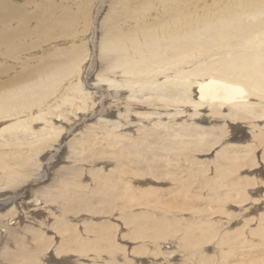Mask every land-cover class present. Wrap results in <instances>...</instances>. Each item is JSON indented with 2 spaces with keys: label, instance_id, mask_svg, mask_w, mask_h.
<instances>
[{
  "label": "rangeland",
  "instance_id": "374dc122",
  "mask_svg": "<svg viewBox=\"0 0 264 264\" xmlns=\"http://www.w3.org/2000/svg\"><path fill=\"white\" fill-rule=\"evenodd\" d=\"M15 1L20 6L21 5L25 6L24 7L25 9L26 8H27V10L29 9V12L31 11V15H32L33 10L35 11L34 13L38 14V9H34V7H33L34 4L40 5L39 2H43L44 0H20V3L18 2V0H15ZM23 1H25V2H23ZM63 1H65V4H68L71 7V9L73 8L72 9L73 14H71L69 16H71L72 18L73 17L75 18V30L77 29L75 31V36H77V37H74V39H72L71 37H66V35L64 34L63 29L60 28V27H63V25H66V21H65V22H63L64 24H61V26L58 27L59 29L57 28V32L60 33V34L58 35V33H57L55 36L58 35V37L54 38V40H52V41H49L50 43L49 42L41 43V45L38 46V47L24 50V51H22V52H20L18 54V56L15 58V60L13 59L12 61L11 60H8V59L4 58L2 55H0V60H1V62H0L1 64L0 65H3V68L0 69V87H2L4 84H7V83H13V84H15L17 82V78L19 79L20 76H22V75H24L23 76L24 80H26V78H27V80H30V79L35 78V76H32L31 74H33V73L35 74L36 73L35 72V69L41 65V63H40L41 61L39 60L40 59L39 57H41V55L45 51L44 50L45 48H48V49L51 50V49L55 48L54 47V44L57 43L58 46H59V48L62 51H65V49H68V48H71L72 47L70 44L74 45L76 43L75 44V46H76V45H82V44H86L87 43V45H85L86 52L84 53V55L86 57H85V60H83V62L81 63V69H80V70L83 69L84 72H82V71L79 70V71H76L75 72L77 74H73V75L71 74L72 76L69 75L68 77H66L65 79H66L67 82L64 80L65 82L64 81L62 82V84L63 83L64 84L63 85L61 84L59 86L60 87L59 89H60L61 92L58 91L59 89L56 90V92L53 93L55 95H53V94L50 95V96L48 95L49 96L48 97L49 100L46 99V98H44V100L42 102L38 103L37 105H35L32 108V112H34V113H38L40 109L44 110L48 114V115H46L48 117V119H51V121H52L51 124L55 123L54 125H56V126H60L61 125L63 127L62 128L60 126L62 128V131L60 132L61 134H60L59 138L54 136L53 137V141L51 140V143H46L48 146L47 145H44V144H40V145L34 147V149H32L29 152V149L32 147L31 146V138L29 139V137H31V134L33 132H22V134H21L20 130H19L20 133L19 132L18 133H15V130L14 129H13L14 131H12L10 129H9L10 131L9 130H5V128H8V126H10V124L12 125V123L16 122L18 120L17 118H20L21 119V116H9L7 118L6 117L5 118L3 117V119H2V117H0V119H1L0 120V128H1L0 129V155H1L0 156V174H1L0 175V201H1L0 202V264L2 262H3L2 264H8L7 263L8 262L7 257L6 258L3 257L4 259H2V256L4 255V254H2V252H4L5 250H10L11 249V251H13L16 254V252L17 253L19 252V251H17L18 249H20V248L22 249V247H28L27 250H31V252H33L32 249L33 250H38L39 249L38 248V245L39 244H41L39 246H42L43 245V247H45V250L43 249L45 251L43 253V257H45V258H43V259H44V261L46 263L48 262V264H55L54 261L52 260V258L58 259V260H62V262H63L62 264H116V263L117 264L118 263L119 264H123V263L124 264H128V263L129 264H205V263H203V261H200V258H201V256H199L200 255V252L197 253L198 252L197 251L194 254L192 253L194 251L193 248H195V247H197V249L199 251L200 250H203V251L205 250L203 254H206V253L209 254V256L211 258V260L208 261L209 264H217V263H219V264H231V263L232 264H238V263H241L242 261H248V262H251V263L254 262V263H260V264H262L264 262V245H263L264 244L263 243V241H264V230H263L264 229L263 228L264 227V219H263L264 218V216H263L264 215V212H263L264 211V171H263L264 170V148H263L264 147L263 146L264 143L263 142L264 141L262 140V139H264V127L260 128L261 126H263V125H260V124H264L263 123V120L262 119H259V121L258 120L257 121L254 120L253 124L251 123V125H250V123H248L247 120H241V121L240 120H235V121L233 120V121H231L233 118H230V117H225L224 118L223 116L219 115V113L210 112V109L208 110V108L205 105H200L199 104L200 105L199 106L198 103H196L198 101L196 99H198V98H197V96H194V94L192 95V98L195 97V99H193V100H195V102H190V103L187 102L188 106H187L186 103L180 105L181 106L180 107V110L181 109L183 110V112H180V114L182 113L181 116L179 114V111H178V113L175 112V110L173 108L174 105H170V108L168 107L166 109V108H164L163 106H161V105H159L157 103H156L157 104L156 107L155 106L153 107V112H155L156 114L151 111L152 108H150V106H148V107L145 106V107H142V108L140 107L138 109H134V108L133 109H130L132 112L133 111H139V112H142L143 111V112H146V114L147 113L149 114V116L147 115L148 117L146 115H141L138 118L139 120L136 119L137 121H140V122H135V123H134V120H132V119H125L124 117L121 116L122 114L123 115L126 114V110H128L131 107V106L128 107L126 103H124V104H121L120 103V106H117L116 109L113 108V107L110 108V109H112L114 111V113H107V114H105V113H103V114L102 113H100V114L97 113L96 114L95 113L96 110L99 109V106H101V104H103V102H105V101L107 102L105 104V106H107V107H110V102L111 101H114L115 102V99L105 100L104 99L105 96L104 97L101 96V95H103L102 86L105 87V88H107V89H110L109 93H112V90H113V93L123 92V96L125 98H127L128 100L132 101V103H134L136 100H138V97L145 96L144 98L145 99H148L149 98L148 96L151 97L152 94L157 93L158 91H160L159 88L163 89L165 87V85H166L165 82L166 81L168 82V80L170 79L168 77H171L170 80L174 79L175 73L173 72V70H167V72H168L167 73L166 72V69H163L162 70L163 73L161 71L157 76L152 77L153 79H150L151 81H154V83H152L153 85H151V81L148 82V83H144V84H141V83L140 84L139 83H132L131 86L129 85V87L128 86L127 87L126 86H121V88H122L121 89L120 87L118 88V87H115V86H112L111 88H108L109 87V84L103 83L106 86L101 84V87L98 88L97 87V85L99 83V82H97L98 81V76H97L98 73L99 72H101L102 74L107 73V69H106L107 65L103 61L102 55L100 54V44H99V42H101L100 39H102L103 36H104V34H105L106 27H104V26H106V18L108 16V13L111 12V10L115 6V3L117 4V1L114 2L115 0L114 1L113 0H90L89 2H86V3H84V5H82V7H84L83 8V11L86 9L83 13L79 10V8H81L80 7L81 2L79 0H71V1H68V0L67 1L66 0H58V4H60ZM208 1L209 2H212V0H208ZM23 3H26V4L24 5ZM48 5H50V4H48ZM97 8H98V10L101 9L99 11L98 15L96 14ZM25 9H24V11H26ZM74 10L76 11L75 12L76 15L74 13ZM26 12L28 14V11H26ZM78 12H80V13L78 14ZM89 13L92 14V15H90ZM36 14L35 15L33 14V16H37ZM34 18L35 19L32 18L33 20L31 21V23H32L31 24V27L33 26L32 28H35L36 26H34V25H37L36 23L39 24V20H40L39 17H34ZM82 21L85 22V23H82ZM35 29H39L38 28V25H37V27ZM79 31H80V33H79ZM86 34H88V35H86ZM59 38H61V39H59ZM69 38L72 39V42H71V40ZM95 39H96L97 42L95 41ZM83 40H85V41H83ZM91 40H93V41H91ZM98 40H100V41L98 42ZM79 41L81 43L82 42L83 43L82 44L81 43L78 44ZM73 42H75V43H73ZM91 44H93V46ZM89 46L91 48H89ZM57 52H60V51H57ZM91 52H92V54H91ZM64 53H66V51L63 52V54ZM39 54H41V55H39ZM62 56L63 55L61 53L60 54V57H62ZM89 59H91V60L89 61ZM100 59L103 61L104 64L101 62ZM30 60H32V61H30ZM34 60H36V62L39 63V64L35 63ZM92 60H95V63L92 66L88 67L87 65ZM96 60H98V62H96ZM84 61L85 62H88V63H85ZM24 62H26V63H24ZM32 62H34V64L35 65L37 64V65L34 66V64H32ZM100 62L102 63V65L104 67L100 64ZM22 63H24V64H22ZM84 63H85V65H84ZM26 64H27V66H26ZM31 64H32V66H30ZM27 67H28V69H27ZM29 67H32V68L30 69ZM95 70H97L98 72L95 71ZM26 71H27V73H25ZM110 71L112 72L113 70H110ZM111 72H109V74L113 75ZM24 73L27 74V75H25ZM84 73H86V75ZM89 73H91V74L89 76H87ZM165 73L167 74V76H166ZM172 73H174V75ZM162 74H163V76H162ZM168 74L169 75L170 74L173 75V77L171 75L169 76ZM94 75H96V76L94 77ZM117 76H119V75L117 74ZM161 76L164 77V78H161ZM80 77L82 78V81H81V78ZM89 77H90V79H89ZM120 78L118 77V79H120ZM155 78H156V80H154ZM157 78H159L160 80L157 79ZM192 78H194V77H192ZM87 79H89V81H87ZM111 79H113V78H111ZM122 79L124 81H126V79L124 77H122ZM122 79H120V80L123 81ZM72 81H73V83H72ZM156 81H158V82L156 83ZM69 83H71V84H74V83L76 84L77 83L78 86H80L82 84L81 86L84 89L86 88L85 89L86 92L87 91L89 92L91 90L90 91L91 92V95L88 96V99H90V101L87 100L88 101V106H87L86 109H81L82 110L81 112H79L80 110L76 108L75 104H73L71 101H69L70 99L72 100L71 97L73 95V91H71L70 87H68V85H67ZM156 84H159V85L157 86ZM142 85H144V86L141 87ZM154 85L157 86L155 89H154V87H155ZM167 85H169V84H167ZM167 85H166V87H167ZM67 87L70 89V91H69V89ZM181 87H183V86H181ZM191 87L189 86V89L191 88L190 94H191V92L192 93L195 92V86L192 85ZM143 89L146 90V93H143V92H145V90H143ZM148 89H149V91H148ZM153 89L156 92H154ZM132 90H133L132 97H129V95L132 93ZM142 90H143V92H142ZM135 91H137V93H136L138 95L137 97H134L135 96L134 95V92ZM147 92H150V94H148ZM56 93H59V94H56ZM66 94H67V96H66ZM70 94H72V95H70ZM92 94H93L94 97H92ZM69 95H70V97H68ZM106 96L108 97V94H106ZM101 97L104 99L103 102H101ZM65 98H67L68 100L67 101H64ZM92 98H93V101H96V103L98 101L97 105L91 100ZM110 98H112V97L110 96ZM145 99H143V100H145ZM80 100H81L80 98H76L74 103L80 102ZM168 100L169 99L164 98L163 100H158V101H161L159 103L160 104H163L164 101H168ZM51 101H52L53 104H57V106H58L57 108L60 109L61 111L58 110L55 107L56 105H52ZM253 101H255V100H253ZM64 102H65V104L63 105ZM58 104H60V106ZM71 105H73V106H71ZM91 105H92V107H91ZM182 105H183V107H182ZM184 105H185V107H184ZM74 106H75V109H77V110H74V108H73ZM189 106H191V107H189ZM53 108H55L54 110H56V112L53 110ZM145 108H147V109H145ZM190 108H191V111L192 110L195 111L197 109L194 112V113H196V112L197 113L194 114L193 111H192V113H193L192 116H191V114L190 115L187 114V113H189ZM88 109H90V110H88ZM186 109H187V111H186ZM198 109H200V110H198ZM202 109H204V110H202ZM49 111H51V112L48 113ZM85 111H87V112H85ZM88 111H90V113ZM118 111H119L120 114L118 113ZM165 111H167L169 113V114L167 113L168 116L165 114L166 113ZM191 111H190V113H191ZM198 111H200V113ZM59 112H60V114H59ZM150 112L153 113L152 114L153 117H155V116L156 117L153 118V119H151L152 116H150L151 115ZM222 112L225 113V114L226 113L228 114L229 111L225 109V112H224V110H222ZM51 113L52 114L54 113L55 116H53L54 114L52 115ZM76 113H77V115H76ZM93 113H95V115ZM159 113H161V114H159ZM86 114H87V116H84ZM117 114H118L119 118H118ZM105 115H106V119L107 120L104 117ZM185 115H186V117H185ZM188 115H189V118H188ZM56 116H57V118H56ZM158 116H161V117L159 118ZM172 116H173V118H172ZM190 116L191 117L195 116V117L194 118H190ZM120 117H122V119ZM142 117H143L144 121H143ZM146 117H147V121H146ZM149 117H150V119H149ZM212 117H213V121L209 119V118H212ZM22 118H24V117L22 116ZM109 118H111L113 121L110 120ZM115 118H117V119H115ZM132 118H134V117L132 116ZM181 118H183V119H181ZM198 118H199L200 121L198 120ZM100 119H101V121H99ZM154 119H155V121H154ZM158 119L159 120L161 119L160 121H164V122L163 123L162 122H159ZM228 119L230 120V122H228ZM35 120L31 123V126H32V129H34L36 132H40L39 130H41L42 128L47 127L46 125H48L44 119H35ZM85 120H87V122ZM120 120H121L122 123L120 122ZM149 120H150V122H149ZM156 120H158V121H156ZM224 120H225V122H224ZM44 121H45L46 124L44 123ZM103 121L105 122V125H107L108 127H105ZM116 121H117V123H116ZM153 121H154V123L152 124ZM165 121H166V123H165ZM113 122L118 126L117 128L116 127L114 128L113 126H110V125L113 124ZM157 122L162 123L163 125H159V123H157ZM255 122L258 123L257 124L258 127H255L254 126L255 125L254 124ZM81 123H83V124H81ZM136 123L137 124L139 123L140 126H139V124L137 125ZM164 123L166 124V126L168 128L166 126L163 127L165 125ZM171 123H173V124H171ZM184 123H185V125L186 124L187 125L186 126L183 125ZM224 123H225V127L222 128L224 126ZM218 124H219V126H218ZM248 124L250 125V127L248 126ZM72 125H75V127H73V129H72L73 131L70 134H68L67 133V128L70 129V126H72ZM191 125L192 126L194 125L193 128H192ZM200 125H201V128H199ZM99 126L102 127V128H98ZM103 126H104V128H103ZM126 126H127L128 130H127ZM146 126H147V128H145ZM150 126H154V127L151 128ZM177 126H179L180 128L177 127ZM215 126L216 127H219L217 129H220L221 128L219 130V132L223 136H221L219 134V132H216L218 130L216 129ZM252 126L255 127V129H253ZM112 127L114 128V130H113ZM122 127H125L126 128L125 129L126 131ZM136 127H139V128H136ZM141 127H143L144 129H142ZM159 127L161 129H159ZM209 127H210V129H209ZM2 128H3V130H2ZM85 128H86V131H85ZM105 128H107V130L108 129L109 130L112 129L113 132L114 133L116 132L118 136L116 134H114L113 135L114 137L112 138V136L110 135V138H111L110 139L109 136H107V133L104 132V131H106ZM129 128L133 131L132 132V133H134L133 135H129V134H132L131 133V130H129ZM148 128L151 129L150 132H149V129ZM154 128H156L158 131L156 129H154ZM194 128H195L196 131L199 130V131L202 132V134H204L202 136V141L199 142L198 146L197 145H195V147L191 146L192 148L191 147H188L189 149L190 148L193 149V151L191 149H190L191 151H189L188 148H186L185 151L187 150L186 152L189 155L185 154V151L184 150H180V151H178V149H176V151L173 150L172 149V147H173L172 144H173V141L175 139V136L174 137L171 136V134L174 133L173 131H175V133L178 132V131H180L179 133H182V135L183 134L186 135L187 133H190V132L193 133V131H195ZM251 128L254 131L255 130L258 131L260 129H263V130L258 131V133L259 132H261V133L255 135V137H256L255 138L254 137V133L256 134L257 131L254 132ZM77 129H78V131H77ZM94 129H95L96 132L94 131ZM162 129L164 130V132L162 131ZM176 129H178V130L176 131ZM211 129H213V130H211ZM215 129H216V131H215ZM79 130H80V132H79ZM136 130H137V132H136ZM167 130H168V132H167ZM207 130H210V131H207ZM1 131L4 132V133H2ZM11 131H12V134H10ZM122 131H125L127 133V135H126L125 132H122ZM128 131H129V134H128ZM143 131L145 132V134H143L144 133ZM152 131L153 132L155 131L154 133H156V135H153L154 133H152ZM159 131H160V134L158 133ZM165 131L167 132L168 136H166L167 134H166ZM171 131H172V133H171ZM184 131H186V132L184 133ZM221 131H222V133H221ZM121 132H122V134H125L123 138H122L123 135L121 136ZM211 132H212V134H211ZM247 132L248 133L250 132V133L248 134ZM14 133L17 134L15 136H18V138L20 136V139H18L19 141H16V139L13 137L14 136ZM102 133H103V136H102ZM149 133L151 135H153L152 136L153 137V140H152V138L149 139L150 136H151ZM163 133H164L165 137H163L164 136ZM191 133L188 136H191ZM206 133L208 135L209 134L210 135L207 136ZM214 133L216 134V136L218 134L219 136H217V137H220V138H217L214 135ZM91 134H93V135H91ZM97 134H98V136H97ZM105 134H106V138H105ZM147 134H149V135H147ZM22 135H23V138H22ZM88 135L89 136L91 135L90 138L89 137L87 138ZM115 135H116V137H115ZM143 135H145V136H143ZM92 136H93V138H92ZM146 136H147V138H146ZM188 136L186 135V138H188ZM210 136L213 139H211ZM8 137H9V140H8ZM12 137L14 139V142H13V139H11ZM25 137H27V138H25ZM107 137L109 139H107ZM142 137H144V138L142 139ZM157 137L158 138L160 137V138L157 139ZM192 137L191 138L189 137V138L190 139H194V135L193 134H192ZM251 137L252 138L254 137L253 140H252ZM55 138H57L58 140L55 139ZM114 138L115 139L118 138V139L114 141ZM140 138H141V140H139ZM172 138H174V139L172 140ZM208 138H210L211 141ZM24 139H25V141H24ZM168 139H169V141H168ZM206 139H207V142H205ZM215 139L216 140L218 139L217 140L218 142L215 141ZM143 140H145L146 142H144ZM251 140H252L253 143L251 142ZM83 141H85L84 142L85 144L83 145V149L78 150L79 149L78 147L80 146L79 145V142H83ZM101 141H103V143ZM105 141L107 143L110 142L111 144L110 143L107 144V143H105ZM137 141L140 144L142 142V145H139V143ZM24 142H25V144H24ZM74 142H78V143H74ZM136 142L138 144H136ZM152 142L155 143L154 145L155 146L157 145V147L153 146L152 145L153 144ZM165 142H166V144H165ZM250 142H251V144H249ZM256 142H259L258 143L259 145H257ZM5 143H6V145H5ZM86 143H88V145ZM169 143H171V146H172L171 149H169V148H167L168 150L167 149H164V148H166V145L167 144H168L167 147L169 146ZM206 143H208L206 145L207 148H203V147H205V144ZM211 143H212V145H211ZM254 143H256V145ZM17 144H18V146H17ZM52 144H53V146H52ZM120 144H122V145L125 144L126 147L124 145L123 146H120ZM147 144L149 146H151L152 148L149 147ZM158 144H160V145H158ZM110 145H111V147H110ZM116 145H118V146H116ZM136 145L137 146L139 145V146L137 147ZM234 145H238V146H240V148L238 146H237L238 147L237 148ZM21 146L24 148V150H28V154H30V155H28L26 153L25 162L23 160L22 163H21V159H22L23 155H21V153H16V150H15L18 147L22 148ZM119 146H120V148H119ZM211 146H213V147H211ZM75 147H76V149H73ZM135 147H136V149H135ZM139 147H141V148H139ZM158 147H160V148H158ZM210 147H211V149H210ZM127 148H129V149H127ZM146 149H147V151H146ZM160 149H164V150L162 151ZM223 149H225V151H223ZM235 149L236 150L239 149L240 151L239 150L236 151ZM33 150H34V152H33ZM165 150L167 151V153L169 152L168 153L169 155H167V153L164 152ZM194 150H196V151H194ZM241 150L245 154H243ZM252 150L255 152V154H254V152H252ZM116 151H118V153ZM135 151H136V153H141V154H136L138 156H135V153H134ZM149 151H150V153H149ZM37 152H39V153H37ZM132 152L134 154V157L130 156V154L132 155ZM160 152L162 154H164V155L162 156ZM175 152L176 153L177 152L179 153V154L177 153L180 156L179 158H177L178 155H175L176 154ZM182 152H184V153H182ZM219 153H221V154H219ZM127 154L129 156H127ZM165 154H166V156H165ZM70 155H72V156H70ZM191 155H193L194 157L191 156ZM124 156H125V158H124ZM159 156L162 157V159ZM167 156H170V157H168V158H170V160L168 161V163L172 161V163H174V166H171L172 163H169V166H168V163L165 162V161L168 160ZM233 156L234 157H237V156L239 157V158L236 159L237 162L233 161ZM129 157H132L131 160H130ZM184 157H186V158H184ZM189 157H190V159H189ZM127 159H129V160H127ZM171 159H173V160H171ZM216 159H217V161H216ZM122 161L125 162V165H123L124 163ZM6 162H10L11 163V166L14 168V170L17 169L18 176H20V178L18 180H16V181H13V183L12 182H7L6 180L3 181L4 180L3 172L6 169V166H5L6 165ZM74 162H75V164H74ZM176 162H178V163H176ZM191 163H193V165ZM219 163H220V165H219ZM228 163H231V164H228ZM153 164L155 166L157 164V166L155 167ZM21 165H22V167H21ZM60 165H61V167H60ZM100 165H102V166L100 167ZM117 166H119V167H117ZM175 167H176L177 170L175 169ZM185 167H186L187 170L185 169ZM121 168H122V170L124 172L121 170ZM194 168L196 169V171L194 170ZM124 169L126 171H129V172H126ZM226 169H228L227 171H229V170L232 171V174L230 176L231 179H233L234 181L236 179L237 180L240 179L239 182L241 184L245 185L244 188H248V189H246V192H247L246 194L249 195V192L252 193V194L249 195L250 197L252 196V198H250L247 195V200L245 202H243V203H241V202L239 203V202H237V201H239V199L238 200H236V198H228L227 199V197H228L227 196L226 198L222 199V201L220 203H218L219 205L217 204V206H216V202H212V203L209 204L210 199L211 198L212 199L214 198L213 194H210V191H211V185L210 184L211 183H214L216 181L217 182H220L221 177L223 176V170L225 171ZM74 170H76V171H74ZM155 170H157V171H155ZM170 170H172V171H170ZM185 170L187 171V173L185 172ZM190 170H191V172H190ZM255 170L257 171V173L255 172ZM98 171L99 172L100 171L102 172V173L100 172L102 174L101 176H100V173ZM131 171L134 172V173H132ZM182 171H184V172H182ZM97 172H98V174H97ZM166 172H168V174ZM169 172L173 176H175V177H173L172 175H170ZM195 172H198L199 173L198 177L195 175ZM246 172L249 173V174H247ZM253 172H254V175L255 176L253 175ZM74 173H76L77 175L80 174L81 176L80 177L79 176H76V174H74ZM41 174H42V177H41ZM96 174L98 175V177L100 176L99 179H98V177H97ZM174 174H177V175H174ZM95 175H96V178L97 179L95 178ZM68 176H70V177H68ZM73 176L76 179H79L77 182H78V184L80 183V185L82 187L81 190L84 193V195H86V196L88 194L90 195L89 202H90V205H92V208L93 209L86 207L85 210H83L84 207L81 208V207L75 206L76 204H74V203H71V207H69V208H62V203H60V202L57 203V202H53V200L52 201L48 200V196L47 195L50 194L51 191L54 193L53 195L56 194V191H57L56 190V186L62 184L60 181H62L63 179L64 180L66 179L65 182L67 180L68 181H71L72 180L71 178L75 179ZM102 176H103V178L105 180L106 179L114 180V181H116V183H120L122 181V183L120 185H116V186H118V189H116V190L113 189L112 186L110 188H108V186H106L107 185L106 183H105V186H106V188L110 189V191L108 189H106L105 186H104V188L102 187V189H101L100 186H97V185H99L97 182L98 181L101 182L100 180H102L101 179ZM130 176H131V178H130ZM260 176L261 177L263 176L262 177L263 179ZM83 177H85V178H83ZM190 177H191V179L194 182L191 179H189ZM200 177H202V178H200ZM255 177H258V178H255ZM42 178H44V179H42ZM250 178H252V179H250ZM253 178L254 179H257V180L255 181ZM249 180H250V182H249ZM181 181H187L185 183H188V187L185 188L184 187V184L185 183L184 182L182 183ZM202 181H205V182H202ZM179 182H181V183H179ZM252 182H253V184H252ZM5 184H7V185H5ZM208 185H209L210 188H207ZM73 186L75 188V184ZM116 186L114 188H116ZM131 186H132V190L130 188ZM52 187H53V189H52ZM178 187H180V188L178 189ZM91 188H92V190H91ZM220 188H221L220 189L221 191H227L228 190V185H223L222 184ZM83 189L84 190H87L88 189V190L87 191H84ZM111 189H112L113 192L111 191ZM137 189H138V191H137ZM256 189H258V190H256ZM107 190H108V192H107ZM135 190H136V192H135ZM122 191L124 192V194H123ZM147 191L149 192V194L147 193ZM88 192H90V193H88ZM125 192H126V194H125ZM109 193H110V195H109ZM111 193H113L114 195L111 194ZM115 193L118 194V195H115ZM127 193H128V195H127ZM133 193H134V196H135L134 197V200L131 203H129L128 202L129 201V199H128L129 197H126V195L127 196L133 195ZM145 193H147V194H145ZM232 194H233V192L231 193V195ZM10 195L16 196V199H14V201H13L14 202V206L12 204H8L9 206L7 205V206H3L2 207L1 205L2 204L3 205L5 204L4 201H6L9 198ZM24 195H26V196H24ZM177 195H178V197H177ZM190 195H191V197H190ZM254 195H256L257 198ZM172 197H175V198H172ZM183 198H185V199H183ZM258 198H260V199H258ZM52 199H53V196H52ZM226 199L229 200V201H227ZM163 200H165V201H163ZM232 200H234L235 202L234 201L232 202ZM91 202H93V203H91ZM172 202H174L173 203L174 205H172ZM257 202H259V203H257ZM16 203H17V205H16ZM139 203H141V204H139ZM177 203H179V204H177ZM73 204H74V206H72ZM195 204H197V206ZM212 204L215 207L212 206ZM223 204H224V206H223ZM239 204H240V207L237 206ZM242 204H243V206H242ZM253 204H255V205H253ZM258 204H259V206H258ZM23 205H25V206L23 207ZM27 205H28V207H31V206L32 207L28 209V207H26ZM121 205H123V206H121ZM170 205H172L173 207H170ZM202 205H203V207H206L207 211L204 210V208L202 207ZM166 206H167V209H166ZM63 207H65V206H63ZM73 207H75V208L77 207V208H80V209H75ZM187 207H190L192 210L187 209ZM234 207H235V209H234ZM255 207H257L258 209L257 208L255 209ZM118 208H121V209H118ZM197 208L202 209L201 210L202 213L199 210H198V212L194 211V209H197ZM221 208H223V209H221ZM244 208H245V210L247 212L244 211ZM246 208H248V209H246ZM252 208H253V210H252ZM67 209H70L71 211H67ZM145 209H147V210H145ZM181 209H182V212L184 211L183 212L184 215L182 214ZM223 210H225V211L223 212ZM259 210H261L262 212H260ZM16 212L18 214H16ZM176 213H178L179 216ZM221 213H222V215H221ZM261 213L263 214L262 216H261ZM118 214H119V216H118ZM255 214H257V216ZM174 215H176V217ZM4 216L5 217L7 216V217L5 218ZM16 216H18V217H16ZM157 216H164L165 218L168 217L167 219L171 222L170 224L165 225V226H168V227L173 226L174 224L178 223L179 221H183L180 224L182 227H184V226H190V227H192L191 226V223L192 224L194 223V225L196 224L195 225V233L191 235L192 237L190 238V240H186V236L184 237V235H183L184 233H182L181 231L177 232L176 233V236H174L175 234H173V235H166L165 234L164 238H160L159 239V237H158V239H157L156 238L157 232L155 231V229L153 228V225H152L154 223H151L150 222V220L152 221V220L156 219ZM198 216H199V218H198ZM58 217H59L58 221H60L61 219L65 220L67 222V225H69L71 228L74 227L73 225H75L76 227L78 226L77 228H75L76 229V232H81L82 237L84 235L85 237H83V238H85V239L87 237H89L91 239H96V241L100 245L96 246L97 245V242H95L93 244H87L86 245V247H87L86 248L87 249L86 251H88L90 254L88 252H86V251H85L86 254H85V252L78 251L77 252V255L78 256L76 254H73L72 253V254H69V255L57 256L56 257L54 255V253L56 254V252H54L53 243H56V245H57V243H59V240L62 238V236H64V234L68 236V235H70L68 233H71L72 232V231L71 232L70 231L69 232H67V231L65 232L63 230H60V232H61L60 234H63L62 236H60V234L58 232V229L56 230V227H55L56 222H58L56 220ZM149 217H151V218H149ZM202 217L204 218L203 221L210 220L214 224L209 225V224H205V223L203 224V223H201V220H202L201 218ZM211 217H213L214 219L211 218ZM219 217H221V218H219ZM245 217H246V219H244ZM256 217H257V219H256ZM260 217H262V218H260ZM52 218H54V220ZM253 218L255 220H252ZM130 219L131 220L133 219L132 220V223H131ZM262 219H263V221H262ZM199 220H200V222H199ZM260 220L262 222H260ZM133 221H134V223H133ZM247 221H248V223H247ZM52 222L55 223V224H53ZM70 222H72V223L70 224ZM259 222L263 226H259L258 225ZM140 223L143 224V225L141 226ZM197 224L200 225V227H201V224H202V227L199 229ZM222 224H223V226H222ZM255 224L258 226L259 229L258 228H254V227H256ZM246 225L248 227L249 226L252 227V230L253 231L251 230L250 227H249L250 230H248V227ZM109 226H110V228H108ZM209 226H214L213 228L215 229V235L212 234L213 233V230H211L209 237H205L204 239H200V238L204 237L203 236V232H202V234H200V230L203 227H209ZM24 227H25V229H22ZM38 228L40 229V231H39ZM113 228H114V230H112ZM236 228H237V230H236ZM77 229H78V231H77ZM107 229H109V230H107ZM240 229H241V231H240ZM244 229H246V230H244ZM256 229L258 231H260V232H258ZM12 230H13V232H12ZM32 230H34V231H32ZM236 231H237V233H236ZM35 232H36V234H35ZM38 232H39V239L41 240V243H37L38 237L35 238V236L38 234ZM43 232H45L47 234H45ZM42 233H43V237L40 235ZM87 233H88V236H86ZM95 233L96 234L99 233L98 236L99 237L102 236V237H100V239H99V237ZM138 233H140V234L138 235ZM221 233H223V234H221ZM231 233L232 234L235 233L236 236L234 234L232 235ZM238 233H240V234H238ZM250 233H253V234L251 235ZM256 233H257V235H256ZM100 234H102V235H100ZM106 234H109V237ZM195 234H197V235H195ZM225 234L230 235V237H232V241H233L232 242L233 243L232 246H227V245H224V244L221 243L222 236L225 235ZM241 234H243V235H241ZM48 235H50V236L48 237ZM55 235H57V237ZM90 235L93 236V237H91ZM179 235H180V237H179ZM199 235L202 236V237H199ZM22 236L25 237V238H22ZM243 236H244V238H243ZM226 237H229V236H226ZM239 237H241V238H239ZM261 237L263 238V240H261L262 239ZM42 238H44V240ZM45 238H46V240L47 239H51L52 242H53L52 245L50 244L51 240H50V242L44 244L43 242L46 241ZM198 238L202 242H200L201 244L200 243L196 244L197 246L195 245V247H194L193 242H194V240L195 241H197V240L199 241ZM18 239L20 241H22L23 243H21L20 241H17ZM114 239H115V242L117 244L115 242H113ZM170 239H172V240H170ZM255 239L257 240V242L259 240L260 243L259 242L257 243L256 241H253ZM100 240H101V242H100ZM110 240L119 249V250L117 249V252L115 254L111 253L108 250V247L110 246V244H108V243H109ZM239 240H241V242ZM249 240H250V242H249ZM86 241H87V239H86ZM219 242H220V244H218ZM183 243H186V244H183ZM22 244H23V246L21 247ZM252 244H254V245H252ZM259 244H261V245H259ZM188 245H189V247H188ZM245 245L247 247H244ZM248 245H249V247H248ZM250 245H252V247ZM93 246H94V248H92ZM104 246H106V247H104ZM236 246L237 247L238 246H241V247H238L237 248ZM96 247H98V248H96ZM104 248H105V250H104ZM2 250H4V251H2ZM25 250H26V248H25ZM179 250H181V251H179ZM79 252H80V254H79ZM100 252L102 254H100ZM188 252H189V255H188ZM228 252H229V257L227 255ZM94 254H96V256ZM238 254H240L242 256L239 257ZM52 255H53V257H52ZM224 255H225V258H224ZM187 257H188V259H187ZM218 257H220V258H218ZM97 258H99V259H97ZM225 259H227V260L225 261ZM114 260H116V261H114ZM122 260H123V262H122ZM224 261H225V263H224ZM69 262H71V263H69Z\"/></svg>",
  "mask_w": 264,
  "mask_h": 264
},
{
  "label": "bare ground",
  "instance_id": "6f19581e",
  "mask_svg": "<svg viewBox=\"0 0 264 264\" xmlns=\"http://www.w3.org/2000/svg\"><path fill=\"white\" fill-rule=\"evenodd\" d=\"M67 1V0H66ZM71 1V0H68ZM81 2V5L79 8V10L83 13V8L82 5H84V3L89 2L90 0H79ZM114 1V0H113ZM117 1V4L115 3L114 8L111 10V12L108 13V16L106 18V29H105V34L103 36L101 40V42H99L100 40H98L99 44H100V54L102 55L103 61L106 63L107 67V73L102 74L101 72L98 73V85L97 87L100 88L101 84L105 85L103 83H107L109 84L108 88H111L112 86L115 87H120L121 86H131L132 83H148L153 79L152 77L157 76L163 69L167 70H173L172 73L174 75V79L170 80L171 77L168 80V82L166 81L165 84H169L165 85V87L163 89L159 88L160 91H158L157 93H154L150 96H148V99H145V96H141L138 97V100H136L134 103H132V101L128 100L127 98H125L123 96V92H118V93H109L110 89H107L105 87L102 86V91H103V95H101L102 97L105 96V100H112L115 99L114 101L110 102V107L105 106V104L107 103L106 101L103 102V98L101 97V102H103V104H101V106H99V109L96 110V114L97 113H114V111L110 108H115L117 106H120L121 104L126 103L128 107H130L128 110H126V114H122L121 116L124 117L125 119H132L135 122H140L137 121L139 120L138 118L141 115H148L149 114L146 112H139V111H131L130 109H138V108H142L145 106H150V108H152V112H153V107L157 104L163 106L164 108H170V105H174V110L176 113L179 114L180 112H183V110H180V105L181 104H187L190 102H195V97L192 98V95L194 94V96H197L198 100L196 103H198V105H205L208 110L210 109V112L213 113H219V115L225 117H230L233 118L231 121H235V120H247L248 123L253 124L254 120H258L262 119L263 123H264V0H212V2H209L208 0H115L114 2ZM18 2L20 3V0H18ZM25 2V1H23ZM46 2V3H45ZM40 5L38 4H34V9H38V14L34 13L35 11L33 10V13L31 15V11L29 12V9L27 10V8L25 9L23 5H19L17 4V2L15 0H0V55H2L4 58L8 59V60H15V58L18 56V54L24 50L27 49H31V48H35L41 45V43H46L49 41L54 40V38L58 37V35L60 33L57 32V28L61 26V24H64L63 22L66 21V25H63V27H60L63 29L64 34L66 35V37H71L72 39H74L75 36V18L69 16L71 14H73L71 7L68 4H65V1L61 2L60 4H58V0H44L43 2H39ZM50 5H48V4ZM67 3V2H66ZM69 3V2H68ZM75 3V2H74ZM24 5L26 3H23ZM27 6V5H26ZM76 7V6H75ZM108 7V6H107ZM77 8V7H76ZM89 8V7H88ZM100 8V7H99ZM24 9L26 11H28V14L26 11H24ZM31 10V9H30ZM101 9L96 10V14L98 15L99 11ZM24 11V12H23ZM26 12V13H25ZM76 11L74 10V13ZM80 12H78L79 14ZM26 14V15H25ZM33 14L37 15V16H33ZM85 14V13H84ZM90 14V13H89ZM28 15V16H27ZM76 15V13H75ZM92 15V14H90ZM89 15V16H90ZM81 16V15H80ZM106 16V15H105ZM34 17H39V24L36 23L38 25L39 29H35L37 27V25L35 28L31 27V21L33 19H35ZM86 17V16H85ZM33 18V19H32ZM105 18V17H104ZM38 19V18H37ZM36 19V20H37ZM79 19V18H78ZM92 19V18H91ZM35 21V20H34ZM81 21V20H80ZM82 23H85L82 21ZM94 24V23H93ZM92 24V25H93ZM77 25V24H76ZM86 26V25H85ZM97 27V26H96ZM92 28V27H91ZM94 28V27H93ZM103 28V27H102ZM59 29V28H58ZM96 31V30H95ZM101 31V30H100ZM84 32V31H83ZM87 32V31H86ZM58 33L57 36H55ZM63 33V32H62ZM80 33V31H79ZM82 33V32H81ZM85 33V32H84ZM83 34V33H82ZM78 35V34H77ZM88 35V34H86ZM35 36V37H34ZM55 36V37H54ZM61 36V35H60ZM34 37V38H33ZM61 39V38H59ZM70 39V38H69ZM72 39L71 42H72ZM56 40V39H55ZM58 40V39H57ZM67 40V39H66ZM65 40V41H66ZM88 40V39H87ZM63 41V40H62ZM75 41V40H74ZM85 41V40H83ZM93 41V40H91ZM96 41V39H95ZM56 42V41H55ZM59 42V41H58ZM68 42V41H67ZM97 42V41H96ZM50 43V42H49ZM66 43V42H65ZM75 43V42H73ZM81 42L79 41L78 44H80ZM83 43V42H82ZM81 43V44H82ZM90 43V42H89ZM61 44V43H60ZM76 44V43H75ZM70 44L72 47L65 49L66 53L63 54L62 51L58 44L55 43L53 49H48L45 48L43 54H39L41 55V57H39L40 59V63L41 65L39 67H35V74H31L32 76H35V78L30 79V80H24L23 76H20V78H17V82L15 84L13 83H7L4 84L2 87H0V117L7 118L9 116H21L20 118H17L18 120L14 123H12V125L10 124V126H8V128H5V130H15V133H18L19 130L22 134V132H33L31 134V137H29V139L31 138V148L29 149V152L34 149V147L40 145V144H44L47 145L46 143H51V140L53 141V137H58L60 136V132L62 131V128L60 126H56L54 125L55 123L51 124V119H48V117L46 115L47 112H45L44 110L40 109L38 113H34L32 112V108L37 105L38 103L42 102L44 100V98L48 99V97L50 95H52L53 93L56 92V90H58L60 87V85L62 84V82L65 80L66 81V77H68L69 75H73V74H77L75 73L76 71H79L81 69V63L83 62V60H85V55L84 53L86 52V48L85 45L86 44H82V45H76L75 46ZM93 46V44H91ZM90 45V46H91ZM98 45V44H97ZM89 46V48H91ZM63 49V48H62ZM34 51V50H33ZM43 51V50H42ZM60 51V52H57ZM27 52V51H26ZM62 53V57H60V54ZM29 54V53H28ZM92 54V52H91ZM94 54V53H93ZM96 54V53H95ZM37 56V55H36ZM94 56V55H93ZM35 57V56H34ZM89 57V56H88ZM21 58V57H20ZM36 58V57H35ZM97 58V57H96ZM29 59V58H28ZM38 59V58H37ZM99 59V58H98ZM24 60V59H23ZM91 59H89L90 61ZM101 60V59H100ZM99 60V61H100ZM32 61V60H30ZM35 63L36 60H34ZM88 61V60H87ZM103 61L101 60V62L103 63ZM1 62V60H0ZM17 62V61H16ZM85 62V61H84ZM96 62H98V60H96ZM100 62V64L102 65V63ZM3 63V62H2ZM26 63V62H24ZM22 63V64H24ZM88 63V62H85ZM84 63V65H85ZM95 63V60H92L87 66L90 67ZM1 64V63H0ZM5 64V63H4ZM20 64V63H19ZM32 64H34V62H32ZM32 64L30 66H32ZM39 64V63H37ZM36 64V65H37ZM104 64V63H103ZM6 65V64H5ZM4 65V66H5ZM34 64V66H36ZM20 66V65H19ZM27 66V64H26ZM103 66V65H102ZM101 66V67H102ZM94 67V66H93ZM92 67V68H93ZM104 67V66H103ZM102 67V68H103ZM3 68V65H0V69ZM30 69L32 67H29ZM87 68V67H86ZM101 68V69H102ZM14 69V68H13ZM28 69V67H27ZM85 69V68H84ZM104 70V69H103ZM110 70H113L112 72ZM33 71V70H32ZM82 72V70H80ZM97 71V70H95ZM102 71V70H101ZM24 72V71H23ZM22 72V73H23ZM30 72V71H29ZM88 72V71H87ZM93 72V71H92ZM91 72V73H92ZM98 72V71H97ZM103 72V71H102ZM109 72H111L113 75L109 74ZM170 72V71H169ZM19 73V72H18ZM27 73V71L25 72ZM24 73V74H25ZM91 73H89L87 76H89ZM94 73V72H93ZM163 73V71H162ZM168 73V72H167ZM171 73V72H170ZM2 74V73H1ZM86 75V73H84ZM117 74L119 76H117ZM166 74V73H165ZM19 75V74H18ZM17 75V76H18ZM27 75V74H25ZM71 75V76H72ZM84 75V76H85ZM169 75V74H168ZM171 75V74H170ZM169 75V76H170ZM173 75H171L173 77ZM70 76V77H71ZM75 76V75H74ZM92 76V75H91ZM96 75H94L95 77ZM160 76V75H159ZM163 76V74H162ZM161 78H164L162 77ZM167 76V74H166ZM19 77V76H18ZM31 77V76H30ZM77 77V76H76ZM79 77V76H78ZM93 77V78H94ZM113 79H111V78ZM118 77L120 79H122V77H124L126 79V81H121L120 79H118ZM194 77V78H192ZM32 78V77H31ZM72 78V77H71ZM81 78V77H80ZM88 78V77H87ZM68 79V78H67ZM76 79V78H75ZM86 79V78H85ZM90 79V77H89ZM89 79H87V81H89ZM159 79V78H157ZM97 80V79H96ZM156 80V78L154 79ZM160 80V79H159ZM162 80V79H161ZM189 80V81H188ZM64 81V82H65ZM76 81V80H75ZM82 81V78H81ZM67 82V81H66ZM70 82V81H69ZM85 82V81H84ZM158 81H156L157 83ZM160 82V81H159ZM163 82V81H162ZM73 83V81H72ZM81 83V82H80ZM95 83V82H94ZM152 83H154V81H151V85H153ZM195 83V84H194ZM64 84V83H63ZM62 84V85H63ZM66 84V83H65ZM70 84V85H69ZM67 84L68 87H70L71 91H73V95H72V100L70 99L69 101H71L73 104H75L76 108L79 109L78 111L81 112V109H86L88 106V101H90V99H88V96L91 95V90L88 92H86V88L84 89L81 85L78 86V84L74 83L71 84L69 83ZM84 84V83H83ZM86 84V83H85ZM150 84V83H149ZM87 85V84H86ZM92 85V84H91ZM90 85V86H91ZM157 86L159 84H156ZM194 85L195 86V92H191V86ZM93 86V85H92ZM95 86V85H94ZM106 86V85H105ZM134 86V85H133ZM144 85H142L141 87H143ZM155 86V85H154ZM155 86L154 89L157 87ZM183 86V87H181ZM185 86V87H184ZM189 86L191 87L189 89ZM67 87V88H68ZM62 88V87H61ZM148 88V87H147ZM69 89V88H68ZM69 89V91H70ZM89 89V88H88ZM122 89V88H121ZM153 89V90H154ZM62 90V89H61ZM145 90V89H143ZM142 90V92H143ZM152 90V91H153ZM157 90V89H156ZM193 90V89H192ZM59 92L60 89L58 90ZM64 91V90H63ZM68 91V90H67ZM68 91V92H69ZM97 91V90H96ZM149 91V89H148ZM194 91V90H193ZM107 92V93H106ZM154 92H156L154 90ZM137 91L134 92V97H137L138 95L136 94ZM146 93V90L145 92ZM148 94H150V92H147ZM152 93V92H151ZM59 94V93H56ZM61 94V93H60ZM68 94V93H67ZM66 94V96H67ZM106 94H108V97L106 96ZM133 94V90L132 93L129 95V97H132ZM49 95V96H48ZM55 95V94H53ZM64 95V94H63ZM70 95L68 97H70ZM144 95V94H143ZM110 96L112 98H110ZM155 96V97H154ZM61 97V96H60ZM65 97V96H64ZM91 97V96H90ZM92 97L93 94H92ZM108 99H107V98ZM51 98V97H50ZM54 98V97H53ZM76 98H80V102L74 103ZM97 98V97H96ZM164 98L169 99L168 101H164L163 104H160L158 100H163ZM59 99V98H58ZM135 99V98H134ZM145 99V100H143ZM152 99V100H151ZM49 100V99H48ZM68 99L65 98L64 101H67ZM88 100V101H87ZM93 101V98L91 99ZM255 100V101H253ZM46 101V100H45ZM100 101V100H99ZM56 102V101H55ZM96 105L98 103H96V101H93ZM109 102V101H108ZM52 103V101H51ZM71 103V104H72ZM90 103V102H89ZM100 103V102H99ZM157 103V104H156ZM65 104V102L63 103V105ZM155 104V105H154ZM52 105H56L55 107L57 108V104H53ZM60 106V104H58ZM67 105V104H66ZM197 105V104H196ZM199 105V106H200ZM73 106V105H71ZM75 106L73 107L74 110ZM95 106V105H94ZM93 106V107H94ZM188 106V104H187ZM50 107V106H49ZM92 107V105H91ZM123 107V106H122ZM183 107V105H182ZM185 107V105H184ZM191 107V106H189ZM46 108V107H45ZM62 108V107H61ZM89 108V107H88ZM95 108V107H94ZM50 109V108H49ZM55 108H53L54 110ZM58 109V108H57ZM70 109V108H69ZM147 109V108H145ZM155 109V108H154ZM158 109V108H157ZM185 109V108H184ZM201 109V108H200ZM198 109V110H200ZM225 109L228 110V114L223 113L222 110ZM52 110V111H53ZM60 110V109H58ZM71 110V109H70ZM73 110V109H72ZM90 110V109H88ZM150 110V109H149ZM170 110V109H169ZM189 110V109H188ZM197 110V109H196ZM195 110V111H196ZM204 110V109H202ZM56 112V110H54ZM61 111V110H60ZM94 111V110H93ZM116 111V110H115ZM168 111V110H167ZM167 111H165L166 115H167ZM187 111V109H186ZM191 111V108H190ZM187 113V114H191V116L193 115V113L195 111H191V113ZM51 111H49L48 113H50ZM64 112V111H63ZM66 112V111H65ZM73 112V111H72ZM87 112V111H85ZM90 113V111H88ZM92 112V111H91ZM200 113V111H198ZM84 113V112H83ZM95 113H93L95 115ZM116 113V112H115ZM119 113V111H118ZM151 113V112H150ZM155 113V112H153ZM153 113H151L150 116H152L151 119L155 118L153 117ZM173 113V112H172ZM197 113V112H196ZM194 113V114H196ZM52 114V113H51ZM54 114V113H53ZM52 114V115H53ZM60 114V112H59ZM63 114V113H62ZM120 114V113H119ZM156 114V113H155ZM158 114V113H157ZM161 114V113H159ZM169 114V113H168ZM66 115V114H65ZM68 115V114H67ZM77 115V113H76ZM109 115V114H108ZM111 115V114H110ZM134 118H132V116ZM172 115V114H171ZM182 115V113L180 114V116ZM188 115V118H189ZM200 115V114H199ZM215 115V114H214ZM22 116L24 118H22ZM50 116V115H49ZM55 116V114L53 115ZM84 116H87L84 115ZM90 116V115H89ZM93 116V115H92ZM97 116V115H96ZM118 116V114H117ZM147 116V117H148ZM168 116V115H167ZM184 116V115H183ZM190 118H194L195 116ZM101 117V116H100ZM106 119V115L104 116ZM109 117V116H108ZM122 117H120L122 119ZM147 117H146V121H147ZM159 118L161 116H158ZM179 117V116H178ZM186 117V115H185ZM197 117V116H196ZM208 117V116H207ZM217 117V116H216ZM215 117V118H216ZM222 117V118H223ZM55 118V117H54ZM57 118V116H56ZM83 118V117H82ZM102 118V117H101ZM119 118V116H118ZM173 118V116H172ZM175 118V117H174ZM20 119V120H19ZM35 119H44L46 121V123L48 125H46L47 127L42 128L41 130H39L40 132H36L34 129H32L31 123L35 120ZM72 119V118H71ZM90 119V118H89ZM103 119V118H102ZM110 120H112L111 118H109ZM117 119V118H115ZM114 119V120H115ZM137 119V120H136ZM143 119V117H142ZM150 119V117H149ZM157 119V118H156ZM162 119V118H161ZM160 119V120H161ZM177 119V118H176ZM183 119V118H181ZM180 119V120H181ZM206 119V118H205ZM210 120L213 121V117L209 118ZM1 120V119H0ZM70 120V119H69ZM107 120V119H106ZM124 120V119H123ZM159 120V119H158ZM156 120V121H158ZM159 122H164V121H160ZM169 120V119H168ZM187 120V119H186ZM199 120V118H198ZM215 120V119H214ZM223 120V119H222ZM36 121V120H35ZM38 121V120H37ZM41 121V120H40ZM44 121V123H45ZM61 121V120H60ZM63 121V120H62ZM66 121V120H65ZM73 121V120H72ZM87 122V120H85ZM101 121V119L99 120ZM105 121V120H104ZM103 121V122H104ZM113 121V120H112ZM129 121V120H128ZM144 121V119H143ZM145 121V122H146ZM155 121V119H154ZM154 121L152 122V124L154 123ZM173 121V120H172ZM182 121V120H181ZM185 121V120H184ZM200 121V120H199ZM71 122V121H70ZM76 122V121H75ZM94 122V121H93ZM107 122V121H106ZM110 122V121H109ZM121 122V120H120ZM119 122V123H120ZM150 122V120H149ZM157 122V123H159ZM177 122V121H176ZM187 122V121H186ZM194 122V121H193ZM216 122V121H215ZM225 122V120H224ZM228 122H230V120L228 119ZM37 123V122H36ZM45 123V124H46ZM68 123V122H67ZM101 123V122H100ZM117 123V121H116ZM122 123V122H121ZM124 123V122H123ZM129 123V122H128ZM162 123H159V125H163ZM166 123V121H165ZM164 123V124H165ZM174 123V122H173ZM171 123V124H173ZM179 123V122H178ZM183 123V122H182ZM223 123V122H222ZM221 123V124H222ZM44 124V125H45ZM50 124V125H49ZM69 124V123H68ZM83 124V123H81ZM97 124V123H96ZM102 124V123H101ZM109 124V123H108ZM137 124V123H136ZM139 124V123H138ZM137 124V125H138ZM142 124V123H141ZM149 124V123H148ZM151 124V123H150ZM170 124V123H169ZM176 124V123H175ZM174 124V125H175ZM192 124V123H191ZM194 124V123H193ZM227 124V123H226ZM255 127H258V123L255 122L254 123ZM9 125V124H8ZM93 125V124H92ZM105 125V122H104ZM119 125V124H118ZM135 125V124H134ZM158 125V126H159ZM185 125V123L183 124ZM187 125V124H186ZM185 125V126H186ZM190 125V124H189ZM188 125V126H189ZM250 125L248 124V126L250 127ZM263 125L260 128L264 127V124H260ZM81 126V125H80ZM90 126V125H89ZM98 126V125H97ZM114 128L118 127L114 122L112 125ZM109 126V127H110ZM136 126V125H135ZM140 126V124H139ZM157 126V127H158ZM166 124L163 126L165 127ZM169 126V125H168ZM180 126V125H179ZM177 126V127H179ZM192 126V125H191ZM194 126V125H193ZM192 126V128H193ZM197 126V125H196ZM212 126V125H211ZM219 126V124H218ZM222 126V125H221ZM220 126V127H221ZM73 127H75V125L70 126V129L67 128V133L70 134L73 130ZM105 127H108L107 125H105ZM112 127V128H113ZM134 127V126H133ZM151 128H153L154 126H150ZM162 127V126H161ZM167 127V126H166ZM176 127V126H175ZM183 127V126H182ZM216 127V126H215ZM225 127V123L224 126L222 128ZM255 127L252 126L253 129H255ZM34 128V127H33ZM83 128V127H82ZM96 128V127H95ZM98 128H102V127H98ZM104 128V126H103ZM113 128V130H114ZM124 128V130L127 128ZM131 128V127H130ZM129 128V130H131ZM139 128V127H136ZM142 129H144L143 127H141ZM147 128V126L145 127ZM168 128V127H167ZM171 128V127H170ZM180 128V127H179ZM184 128V127H183ZM182 128V129H183ZM187 128V127H186ZM190 128V127H189ZM199 128H201V125L199 126ZM213 128V127H212ZM219 127H216V129ZM251 128V129H252ZM1 129V128H0ZM14 129V130H13ZM79 129V128H78ZM77 129V131H78ZM88 129V128H87ZM149 129V128H148ZM156 129V128H154ZM159 129H161L159 127ZM164 129V128H163ZM162 129V131L164 132V130ZM174 129V128H173ZM210 129V127H209ZM215 129V131H216ZM221 129V128H220ZM220 129H217L219 132ZM252 129V130H253ZM3 130V128H2ZM9 130V131H10ZM89 130V129H88ZM97 130V129H96ZM104 131L105 133H107V136L110 135L112 136V138L114 137L113 135L117 133L113 132L112 129H108L105 128ZM128 130V128H127ZM151 129H149L150 132ZM157 130V129H156ZM175 130V129H174ZM178 129H176L177 131ZM181 130V129H180ZM195 130V128H194ZM213 130V129H211ZM263 130V129H260ZM258 130V131H260ZM8 131V132H9ZM12 131L10 134H12ZM86 131V128H85ZM95 131V129H94ZM116 131V130H115ZM121 131V130H120ZM119 131V132H120ZM126 131V130H125ZM122 131V132H125ZM158 131V130H157ZM193 131V130H192ZM210 131V130H207ZM245 131V130H244ZM254 131V130H253ZM252 131V132H253ZM257 131V130H255ZM254 131V132H255ZM258 131L256 132V134L254 133V137L257 134H260L261 132L258 133ZM2 132V131H1ZM19 132V133H20ZM80 132V130H79ZM96 132V131H95ZM103 132V133H104ZM121 132V136L122 138L124 137L125 134H122ZM133 131L131 130V133ZM137 132V130H136ZM141 132V131H140ZM144 132V131H143ZM155 132V131H154ZM152 131V133H154ZM166 132V131H165ZM168 132V130H167ZM166 132V134H167ZM170 132V131H169ZM174 133L171 134V136H175V139L172 138L173 144L171 146V143H169V146L164 149H172L176 151V149H178V151L180 150H184L188 147H195V145L198 146L199 142L202 141V136L204 134H202L201 131H193V133H187L186 135L188 136V138H186V135L182 133H179L180 131L176 132L173 131ZM183 132V131H182ZM186 131H184L185 133ZM189 132V131H188ZM224 132V131H223ZM4 133V132H2ZM14 133V138L16 139V141H19L18 139H20V136L18 138V136H15L17 134ZM37 133V134H36ZM92 133V132H91ZM102 133V136H103ZM126 133V132H125ZM139 133V132H138ZM160 134V131L158 132ZM172 133V131H171ZM222 133V131H221ZM248 133V132H247ZM250 133V132H249ZM248 133V134H249ZM76 134V133H75ZM120 134V133H119ZM129 134V131H128ZM129 134V135H133ZM145 134V132L143 133ZM150 134V133H149ZM147 134V135H149ZM192 134L194 135V139H190L192 137ZM207 134V133H206ZM212 134V132H211ZM220 134V132H219ZM4 135V134H3ZM27 135V134H26ZM74 135V134H73ZM84 135V134H83ZM93 135V134H91ZM90 135V136H91ZM115 135V137H116ZM127 135V133H126ZM151 135V134H150ZM153 135H156V133H154ZM153 135L150 136L149 139L152 138L153 140ZM164 135V133H163ZM210 135V134H209ZM207 134V136H209ZM214 135L216 136V134L214 133ZM213 135V136H214ZM221 135V134H220ZM263 135V134H262ZM7 136V135H6ZM78 136V135H77ZM90 136L88 135L87 138ZM98 136V134H97ZM96 136V137H97ZM118 136V135H117ZM136 136V135H135ZM145 136V135H143ZM161 136V135H160ZM168 136V134L166 135ZM206 136V135H205ZM204 136V137H205ZM212 136V135H211ZM210 136V137H211ZM217 136H219L217 134ZM216 136V137H217ZM223 136V135H221ZM252 136V135H251ZM3 137V136H2ZM1 137V138H2ZM13 137L11 139H13ZM75 137V136H74ZM134 137V136H133ZM139 137V136H138ZM165 137V135L163 136ZM190 137V138H189ZM215 137V138H216ZM253 137V138H254ZM23 138V135H22ZM21 138V139H22ZM27 138V137H25ZM93 138V136H92ZM104 138V137H103ZM105 138H106V134H105ZM107 137V139H109ZM120 138V137H119ZM121 138V139H122ZM126 138V137H125ZM144 137H142L143 139ZM147 138V136H146ZM160 138V137H159ZM157 137V139H159ZM193 138V137H192ZM199 138V139H198ZM207 138V137H206ZM220 138V137H217ZM245 138V137H244ZM247 138V137H246ZM252 138V137H251ZM252 138V140H253ZM256 138V137H255ZM57 139V138H55ZM61 139V138H60ZM59 139V140H60ZM111 139V138H110ZM118 139V138H117ZM114 138V141L117 140ZM120 139V140H121ZM136 139V138H135ZM155 139V138H154ZM163 139V138H162ZM210 139V138H208ZM211 139H213L211 137ZM210 139V141H211ZM7 140V139H6ZM9 140V137H8ZM58 140V139H57ZM123 140V139H122ZM134 140V139H133ZM138 140V139H137ZM141 140V138L139 139ZM138 140V141H139ZM218 140V139H217ZM215 139V141H217ZM248 140V139H247ZM251 140V142H252ZM256 140V139H255ZM264 141V139H262ZM2 141V140H1ZM25 141V139H24ZM112 141V140H111ZM128 141V140H127ZM137 141V142H138ZM144 142H146L145 140H143ZM148 141V140H147ZM155 141V140H154ZM164 141V140H163ZM169 141V139H168ZM171 141V140H170ZM250 141V140H249ZM258 141V140H257ZM262 141V142H263ZM14 142V139H13ZM56 142V141H55ZM83 142H79V149H83V145L85 144ZM96 142V141H95ZM103 143V141H101ZM136 142V144H138ZM141 142V141H140ZM207 142V139L206 141ZM218 142V141H217ZM251 142L249 144H251ZM2 143V142H1ZM10 143V142H9ZM74 143H78V142H74ZM93 143V142H92ZM105 143H107L105 141ZM110 142H108L107 144H109ZM117 143V142H116ZM122 143V142H121ZM148 143V142H147ZM153 143V142H152ZM253 143V142H252ZM257 145H259V142H256ZM256 143H254L256 145ZM261 143V142H260ZM264 143V142H263ZM21 144V143H20ZM25 144V142H24ZM71 144V143H70ZM88 145V143H86ZM111 144V143H110ZM119 144V143H118ZM144 144V143H143ZM151 144V143H150ZM155 143H153L152 145H154ZM166 144V142H165ZM208 143L205 144V147L203 148H207L206 145ZM210 144V143H209ZM242 144V143H241ZM248 144V143H247ZM253 144V145H254ZM6 145V143H5ZM72 145V144H71ZM90 145V144H89ZM96 145V144H95ZM103 145V144H102ZM125 147L126 145L123 144ZM122 144H120V146H123ZM139 145H142L139 143ZM138 145V146H139ZM148 145V144H147ZM146 145V146H147ZM160 145V144H158ZM212 145V143H211ZM16 146V145H15ZM18 146V144H17ZM48 146V145H47ZM46 146V147H47ZM53 146V144H52ZM70 146V145H69ZM92 146V145H91ZM118 146V145H116ZM115 146V147H116ZM119 146V148H120ZM133 146V145H132ZM137 146V145H136ZM137 146V147H138ZM149 146V145H148ZM233 146V145H232ZM234 146H238V145H234ZM242 146V145H241ZM264 146V145H263ZM262 146V147H263ZM22 147V146H21ZM44 147V146H43ZM72 147V146H71ZM103 147V146H102ZM109 147V146H108ZM111 147V145H110ZM151 147V146H149ZM157 147V145L155 146ZM201 147V146H200ZM213 147V146H211ZM210 147V149H211ZM228 147V146H227ZM240 148V146H238ZM237 147V148H238ZM50 148V147H49ZM70 148V147H69ZM85 148V147H84ZM89 148V147H88ZM141 148V147H139ZM147 148V147H146ZM152 148V147H151ZM160 148V147H158ZM192 148V147H191ZM190 148V149H191ZM234 148V147H233ZM264 148V147H263ZM28 149V148H27ZM71 149V148H70ZM73 149H76L73 148ZM86 149V148H85ZM84 149V150H85ZM108 149V148H107ZM129 149V148H127ZM136 149V147H135ZM134 149V150H135ZM148 149V148H147ZM146 149V151H147ZM155 149V148H154ZM153 149V150H154ZM164 149H160V150H164ZM188 148L189 151H193V149L190 150ZM201 149V148H200ZM249 149V148H248ZM16 153H21V155H23L22 159H21V163L24 160L25 162V158H26V153L28 154V150H24V148H16ZM46 150V149H45ZM89 150V149H88ZM93 150V149H92ZM105 150V149H104ZM123 150V149H122ZM133 150V149H132ZM138 150V149H137ZM149 150V149H148ZM168 150V149H167ZM219 150V149H218ZM236 150V149H235ZM239 150V149H237ZM236 150V151H237ZM262 150V149H261ZM44 151V150H43ZM70 151V150H69ZM73 151V150H72ZM121 151V150H120ZM129 151V150H128ZM151 151V150H150ZM149 151V153H150ZM187 151V150H186ZM185 151V154H187V152ZM196 151V150H194ZM223 151H225V149H223ZM230 151V150H229ZM234 151V150H233ZM240 151V150H239ZM238 151V152H239ZM242 151V150H241ZM246 151V150H245ZM251 151V150H250ZM249 151V152H250ZM34 152V150H33ZM61 152V151H60ZM118 153V151H116ZM122 152V151H121ZM138 152V151H137ZM155 152V151H154ZM157 152V151H156ZM165 153H167V151H164ZM252 152H254L252 150ZM263 152V151H262ZM39 153V152H37ZM36 153V154H37ZM113 153V152H112ZM124 153V152H123ZM122 153V154H123ZM129 153V152H128ZM135 156H138L136 154H141V153H136V151L134 152ZM161 153V152H160ZM169 153V152H168ZM167 153V155H169ZM171 153V152H170ZM176 153V152H175ZM178 153V152H177ZM175 155H178V154ZM184 153V152H182ZM228 153V152H227ZM243 153V151H242ZM13 154V153H12ZM41 154V153H40ZM95 154V153H94ZM155 154V153H154ZM158 154V153H157ZM156 154V155H157ZM191 154V153H190ZM218 154V153H217ZM221 154V153H219ZM239 154V153H238ZM245 154V153H243ZM255 154V152H254ZM17 155V154H16ZM30 155V154H28ZM73 155V154H72ZM70 155V156H72ZM160 155V154H159ZM161 155L163 156L164 154L161 153ZM184 155V154H183ZM189 155V154H187ZM227 155V154H226ZM251 155V154H250ZM1 156V155H0ZM32 156V155H31ZM35 156V155H34ZM37 156V155H36ZM57 156V155H56ZM61 156V155H60ZM69 156V157H70ZM120 156V155H119ZM127 156H129L127 154ZM130 156L134 157V154L132 152V155L130 154ZM166 156V154H165ZM193 156V155H191ZM190 156V157H191ZM218 156V155H217ZM221 156V155H220ZM256 156V155H255ZM17 157V156H16ZM29 157V156H28ZM38 157V156H37ZM74 157V156H73ZM72 157V158H73ZM118 157V156H117ZM116 157V158H117ZM121 157V156H120ZM132 157H129L130 160ZM150 157V156H149ZM160 157V156H159ZM170 156H167V158ZM173 157V156H172ZM180 156L178 155L177 158H179ZM189 157V159H190ZM194 157V156H193ZM226 157V156H225ZM125 158V156H124ZM127 158V157H126ZM137 158V157H136ZM162 159V157H160ZM175 158V157H174ZM176 158V159H177ZM186 158V157H184ZM239 158L234 157L233 156V161L237 162L236 159ZM9 159V158H8ZM11 159V158H10ZM20 159V158H19ZM61 159V158H60ZM74 159V158H73ZM247 159V158H246ZM245 159V160H246ZM250 159V158H249ZM2 160V159H1ZM33 160V159H32ZM63 160V159H62ZM79 160V159H78ZM125 160V159H124ZM129 160V159H127ZM151 160V159H150ZM157 160V159H156ZM159 160V159H158ZM170 160V158H168L167 162ZM173 160V159H171ZM193 160V159H192ZM226 160V159H225ZM186 161V160H185ZM217 161V159H216ZM219 161V160H218ZM231 161V160H230ZM73 162V161H72ZM71 162V163H72ZM123 162V161H122ZM121 162V163H122ZM148 162V161H147ZM193 162V161H192ZM223 162V161H222ZM78 163V162H77ZM125 165V162H123ZM142 163V162H141ZM169 163H172L169 162ZM168 163V166H169ZM178 163V162H176ZM221 163V162H220ZM219 163V165H220ZM225 163V162H224ZM234 163V162H233ZM250 163V162H249ZM44 164V163H43ZM75 164V162H74ZM73 164V165H74ZM120 164V163H119ZM128 164V163H127ZM152 164V163H151ZM181 164V163H180ZM193 165V163H191ZM216 164V163H215ZM223 164V163H222ZM231 164V163H228ZM16 165V164H15ZM14 165V166H15ZM62 165V164H61ZM60 165V167H61ZM154 165V164H153ZM152 165V166H153ZM177 165V164H176ZM234 165V164H233ZM255 165V164H254ZM6 169L3 172V177L4 180L3 181H7V182H12L16 181L20 178V176H18V171L17 169L14 170V168L11 166L10 162H6ZM37 166V165H36ZM39 166V165H38ZM102 165H100L101 167ZM104 166V165H103ZM127 166V165H126ZM155 166V165H154ZM157 166V164H156ZM155 166V167H156ZM171 166H174V163L171 164ZM189 166V165H188ZM197 166V165H196ZM226 166V165H225ZM22 167V165H21ZM59 167V168H60ZM80 167V166H79ZM119 167V166H117ZM125 167V166H124ZM128 167V166H127ZM126 167V168H127ZM214 167V166H213ZM236 167V166H235ZM238 167V166H237ZM256 167V166H255ZM49 168V167H48ZM58 168V169H59ZM130 168V167H129ZM166 168V167H165ZM208 168V167H207ZM229 168V167H228ZM234 168V167H233ZM20 169V168H19ZM73 169V168H72ZM77 169V168H76ZM79 169V168H78ZM141 169V168H140ZM176 169V167H175ZM186 169V167H185ZM209 169V168H208ZM255 169V168H254ZM258 169V168H257ZM88 170V169H87ZM122 170V168H121ZM125 170V169H124ZM136 170V169H135ZM144 170V169H143ZM163 170V169H162ZM167 170V169H166ZM165 170V171H166ZM177 170V169H176ZM175 170V171H176ZM187 170V169H186ZM185 170V172L187 173V171ZM194 170L196 171V169L194 168ZM214 170V169H213ZM226 169L225 171L223 170V176L221 177L220 182H214L211 183V191L210 194H213L214 198L210 199L209 204L212 202H216V206L218 203H220L222 201V199L226 198H236V200L239 199V201L237 202H245L247 200V195L246 194V189L248 188H244L245 185L241 184L239 182V180H237L235 177V179L237 180H233L230 178L232 171ZM247 170V169H246ZM76 171V170H74ZM73 171V172H74ZM94 171V170H93ZM123 171V170H122ZM126 171V170H125ZM157 171V170H155ZM168 171V170H167ZM172 171V170H170ZM189 171V170H188ZM264 171V170H263ZM78 172V171H77ZM90 172V171H89ZM99 172V171H98ZM97 172V174H98ZM101 172V171H100ZM99 172V173H100ZM124 172V171H123ZM129 172V171H126ZM132 172V171H131ZM145 172V171H144ZM160 172V171H159ZM184 172V171H182ZM191 172V170H190ZM255 172L257 173V171L255 170ZM102 173V172H101ZM100 173V176L102 175ZM134 173V172H132ZM139 173V172H138ZM146 173V172H145ZM149 173V172H148ZM151 173V172H150ZM168 174V172H166ZM170 173V172H169ZM173 173V172H172ZM193 173V172H192ZM247 173V172H246ZM76 174V173H74ZM82 174V173H81ZM96 174V175H97ZM123 174V173H122ZM126 174V173H125ZM189 174V173H188ZM187 174V175H188ZM194 174V173H193ZM249 174V173H247ZM251 174V173H250ZM259 174V173H258ZM1 175V174H0ZM20 175V174H19ZM84 175V174H83ZM95 175V178H96ZM104 175V174H103ZM121 175V174H120ZM128 175V174H127ZM136 175V174H135ZM134 175V176H135ZM140 175V174H139ZM138 175V176H139ZM160 175V174H159ZM170 175H172L170 173ZM177 175V174H174ZM190 175V174H189ZM195 175L198 177L199 173L195 172ZM254 175V172H253ZM252 175V176H253ZM76 176H81L80 174ZM99 176V177H100ZM123 176V175H122ZM164 176V175H163ZM173 176V175H172ZM240 176V175H239ZM255 176V175H254ZM257 176V175H256ZM42 177V174H41ZM45 177V176H44ZM70 177V176H68ZM74 177V176H73ZM98 177V175H97ZM98 177V179H99ZM175 177V176H173ZM196 177V178H197ZM206 177V176H205ZM261 177V176H260ZM263 177V176H262ZM261 177V178H262ZM75 178V177H74ZM85 178V177H83ZM108 178V177H107ZM131 178V176H130ZM178 178V177H177ZM202 178V177H200ZM258 178V177H255ZM39 179V178H38ZM44 179V178H42ZM71 181H66L63 179H61L62 181H60L62 184L56 186V194L53 195L54 193L51 191L50 194H48V200L53 202H60L62 203V208H69L71 207V203L76 204L75 206L78 207H84L83 210H85L86 207L88 208H92V205H90L89 202V197L90 195L86 196L84 195V193L81 190V185L80 183L78 184V180L79 179H73L71 178ZM97 179V178H96ZM102 180H100L101 182H97L100 186L101 189L102 187L104 188L105 183L107 184L106 186H108V188H110L112 186L113 189H118V186L116 185H120L122 183V181L120 183H116V181L114 180H109V179H104L103 176L101 178ZM173 179V178H172ZM191 179V177L189 178ZM245 179V178H244ZM243 179V180H244ZM252 179V178H250ZM254 179V178H253ZM263 179V178H262ZM116 180V179H115ZM119 180V179H118ZM124 180V179H123ZM192 180V179H191ZM242 180V179H241ZM255 181L257 179H254ZM86 181V180H85ZM93 181V180H92ZM193 181V180H192ZM199 181V180H198ZM262 181V180H261ZM119 182V181H118ZM182 183L187 182V181H181ZM179 182V183H181ZM194 182V181H193ZM205 182V181H202ZM207 182V181H206ZM242 182V181H241ZM245 182V181H244ZM250 182V180H249ZM5 183V182H4ZM45 183V182H44ZM137 183V182H136ZM255 183V182H254ZM31 184V183H30ZM75 184V188L74 185ZM83 184V183H82ZM87 184V183H86ZM129 184V183H128ZM228 185V190L227 191H221L220 187L221 185ZM245 184V183H244ZM253 184V182H252ZM256 184V183H255ZM261 184V183H260ZM7 185V184H5ZM41 185V184H40ZM123 185V184H122ZM181 185V184H180ZM205 185V184H204ZM250 185V184H249ZM262 185V184H261ZM96 186V187H97ZM105 186V188H106ZM116 186V188H114ZM125 186V185H124ZM130 186V185H129ZM128 186V187H129ZM86 187V186H85ZM120 187V186H119ZM181 187V186H180ZM178 187V189L180 188ZM184 187H188V183L184 184ZM247 187V186H246ZM30 188V187H29ZM55 188V187H54ZM99 188V187H98ZM106 188V189H108ZM125 188V187H124ZM132 190V186L130 187ZM154 188V187H153ZM207 188H210L209 185ZM53 189V187H52ZM97 189V188H96ZM95 189V190H96ZM121 189V188H120ZM126 189V188H125ZM128 189V188H127ZM136 189V188H135ZM84 190V189H83ZM88 190V189H87ZM84 190V191H87ZM92 190V188H91ZM94 190V191H95ZM98 190V189H97ZM110 191V189H108ZM107 190V192H108ZM123 190V189H122ZM224 190V189H223ZM226 190V189H225ZM258 190V189H256ZM112 191V189H111ZM118 191V190H117ZM116 191V192H117ZM130 191V190H129ZM138 191V189H137ZM173 191V190H172ZM249 191V190H248ZM23 192V191H22ZM55 192V191H54ZM113 192V191H112ZM115 192V191H114ZM123 192V191H122ZM136 192V190H135ZM170 192V191H169ZM178 192V191H177ZM184 192V191H183ZM233 192V194L231 195V193ZM90 193V192H88ZM142 193V192H141ZM147 193L149 194V192L147 191ZM145 193V194H147ZM165 193V192H164ZM202 193V192H201ZM92 194V193H91ZM108 194V193H107ZM113 194V193H111ZM124 194V192H123ZM126 194V192H125ZM206 194V193H205ZM252 194L249 192V195ZM110 195V193H109ZM114 195V194H113ZM115 195H118L115 193ZM128 195V193H127ZM126 197H129V203H131L134 200V193L133 195H129ZM189 195V194H188ZM248 195V196H249ZM26 196V195H24ZM53 196V199H52ZM123 196V195H122ZM121 196V197H122ZM184 196V195H183ZM208 196V195H207ZM206 196V197H207ZM256 196V195H254ZM138 197V196H137ZM178 197V195H177ZM180 197V196H179ZM191 197V195H190ZM189 197V198H190ZM212 197V196H211ZM250 197V196H249ZM248 197V198H249ZM123 198V197H122ZM156 198V197H155ZM175 198V197H172ZM252 198V196L250 197ZM254 198V197H253ZM257 198V196H256ZM14 199H16V196L10 195L9 198L4 201V205L2 204L1 206H7L8 204H12L14 206ZM136 199V198H135ZM177 199V198H176ZM185 199V198H183ZM191 199V198H190ZM195 199V198H194ZM226 199V200H227ZM260 199V198H258ZM257 199V200H258ZM159 200V199H158ZM249 200V199H248ZM165 201V200H163ZM183 201V200H182ZM185 201V200H184ZM229 201V200H227ZM234 200H232L233 202ZM252 201V200H251ZM262 201V200H261ZM1 202V201H0ZM25 202V201H24ZM154 202V201H153ZM224 202V201H223ZM222 202V203H223ZM235 202V201H234ZM254 202V201H253ZM93 203V202H91ZM144 203V202H143ZM171 203V202H170ZM169 203V204H170ZM174 202H172V205ZM185 203V202H184ZM221 203V204H222ZM225 203V202H224ZM231 203V202H230ZM259 203V202H257ZM22 204V203H21ZM25 204V203H24ZM74 204L72 206H74ZM141 204V203H139ZM145 204V203H144ZM179 204V203H177ZM194 204V203H193ZM229 204V203H228ZM237 204V203H236ZM17 205V203H16ZM172 205H170V207H173ZM176 205V204H175ZM197 206V204H195ZM219 205V204H218ZM255 205V204H253ZM9 206V205H8ZM25 205H23L24 207ZM61 206V205H60ZM65 206V207H63ZM67 206V207H66ZM123 206V205H121ZM159 206V205H158ZM162 206V205H161ZM177 206V205H176ZM183 206V205H182ZM181 206V207H182ZM190 206V205H189ZM212 206H214L212 204ZM224 206V204H223ZM240 207V204L237 205ZM243 206V204H242ZM241 206V207H242ZM259 206V204H258ZM1 207V208H2ZM28 207V205L26 206ZM32 207V206H31ZM31 207H28L31 208ZM126 207V206H125ZM169 207V206H168ZM178 207V206H177ZM180 207V208H181ZM192 207V206H191ZM203 207V205H202ZM215 207V206H214ZM219 207V206H218ZM248 207V206H247ZM253 207V206H252ZM5 208V207H4ZM75 208V207H73ZM124 208V207H123ZM159 208V207H158ZM195 208V207H194ZM205 211H207L206 207H203ZM224 208V207H223ZM221 208V209H223ZM231 208V207H230ZM254 208V207H253ZM252 208V210H253ZM257 207H255L256 209ZM26 209V208H25ZM27 209V210H28ZM75 209H80V208H75ZM121 209V208H118ZM167 209V206H166ZM170 209V208H169ZM185 209V208H184ZM187 209L192 210L190 207H187ZM220 209V210H221ZM235 209V207H234ZM233 209V210H234ZM248 209V208H246ZM258 209V208H257ZM63 210V209H62ZM74 210V209H73ZM88 210V209H87ZM86 210V211H87ZM95 210V209H94ZM147 210V209H145ZM198 210L201 212L202 209H194V211L198 212ZM226 210V209H225ZM223 210V212L225 211ZM232 210V211H233ZM17 211V210H16ZM67 211H71L70 209H67ZM77 211V210H76ZM79 211V210H78ZM90 211V210H89ZM126 211V210H125ZM133 211V210H132ZM141 211V210H140ZM171 211V210H170ZM227 211V210H226ZM230 211V210H229ZM244 211L245 208H244ZM257 211V210H256ZM260 212H262L261 210H259ZM53 212V211H52ZM176 212V211H175ZM182 212V209H181ZM184 212V211H183ZM182 212V214H183ZM231 212V211H230ZM234 212V211H233ZM232 212V213H233ZM247 212V211H246ZM264 212V211H263ZM50 213V212H49ZM75 213V212H74ZM190 213V212H189ZM202 213V212H201ZM16 214H18L16 212ZM34 214V213H33ZM122 214V213H121ZM120 214V215H121ZM129 214V213H128ZM178 215V213H176ZM225 214V213H224ZM223 214V215H224ZM260 214V213H259ZM6 215V214H5ZM15 215V214H14ZM140 215V214H139ZM142 215V214H141ZM181 215V214H180ZM184 215V214H183ZM186 215V214H185ZM222 215V213H221ZM257 216V214H255ZM263 214L261 213V216ZM27 216V215H26ZM119 216V214H118ZM167 216V215H166ZM176 217V215H174ZM179 216V215H178ZM217 216V215H216ZM225 216V215H224ZM230 216V215H229ZM264 216V215H263ZM5 217V216H4ZM7 217V216H6ZM5 217V218H6ZM18 217V216H16ZM64 217V216H63ZM135 217V216H134ZM172 217V216H171ZM191 217V216H190ZM193 217V216H192ZM2 218V217H1ZM141 218V217H140ZM139 218V219H140ZM151 218V217H149ZM168 218V217H167ZM165 218L164 216H157L156 219L154 220H150L151 223L153 225V228L155 229V231L157 232L156 238L159 239L160 238H164L165 234L166 235H173L176 236V233L181 231L182 233H184V237L186 236V240H190V238L192 237L191 235L195 233V225L194 223H191V226H184L182 227L180 224L183 221H179L178 223L174 224L171 227L165 226L170 224L171 222ZM179 218V217H178ZM185 218V217H184ZM199 218V216H198ZM197 218V219H198ZM210 218V217H209ZM213 218V217H211ZM221 218V217H219ZM223 218V217H222ZM238 218V217H237ZM262 218V217H260ZM17 219V218H16ZM54 220V218H52ZM59 217L56 219L58 221ZM68 219V218H67ZM201 223H205V224H214L213 222H211L210 220L207 221H203V217L201 218ZM214 219V218H213ZM246 219V217L244 218ZM257 219V217H256ZM264 219V218H263ZM262 219V221H263ZM24 220V219H23ZM27 220V219H26ZM81 220V219H80ZM83 220V219H82ZM133 220V219H132ZM132 220L130 219L131 223ZM224 220V219H223ZM252 220H255L254 218ZM9 221V220H8ZM19 221V220H18ZM70 221V220H69ZM193 221V220H192ZM197 221V220H196ZM222 221V220H221ZM249 221V220H248ZM247 221V223H248ZM260 220V222H262ZM198 222V221H197ZM200 222V220H199ZM217 222V221H216ZM225 222V221H224ZM259 222V226H263L262 224H260ZM15 223V222H14ZM53 223V222H52ZM72 222H70L71 224ZM134 223V221H133ZM246 223V224H247ZM256 223V222H255ZM258 223V222H257ZM16 224V223H15ZM55 224V223H53ZM69 224V223H68ZM125 224V223H124ZM141 224V223H140ZM224 224V223H223ZM222 224V226H223ZM13 225V224H12ZM19 225V224H18ZM27 225V224H26ZM143 224H141L142 226ZM198 225V224H197ZM249 225V224H248ZM256 225V224H255ZM25 226V225H24ZM74 227L71 228L69 225H67V222L63 219H61L60 221L56 222V230L58 229L59 234L61 233L60 230L63 231H67V232H71L68 233L70 235H65L62 236L63 234H60V236H62V238L59 240V243H53L51 239H47L45 238V242H43L44 244L50 242V244L52 245L53 243V248H54V252H56V254L54 253V255L57 256H64V255H69V254H76L77 252H85L87 249L86 245L87 244H93L96 241V239H91L89 237H87V241L84 235L82 237L81 232H76L77 228L75 225H73ZM112 226V225H111ZM205 226V225H204ZM219 226V225H218ZM229 226V225H228ZM247 226V225H246ZM13 227V226H12ZM11 227V228H12ZM48 227V226H47ZM202 227V224H201ZM200 225H198V228H201ZM214 226H209V227H203L200 230V234H202L203 232V236L200 239H204L205 237H209L210 236V231L213 230V233L215 235V229L213 228ZM245 227V226H244ZM248 227V226H247ZM250 227V226H249ZM248 230H252V227L249 228ZM31 228V227H30ZM29 228V229H30ZM41 228V227H40ZM110 228V226L108 227ZM146 228V227H145ZM232 228V227H231ZM254 228H258V226L256 225V227ZM264 228V227H263ZM22 229H25L22 228ZM39 229V228H38ZM88 229V228H87ZM229 229V228H228ZM259 229V228H258ZM37 230V229H36ZM55 230V231H56ZM104 230V229H103ZM102 230V231H103ZM109 230V229H107ZM114 230V228L112 229ZM226 230V229H225ZM232 230V229H231ZM234 230V229H233ZM237 230V228H236ZM246 230V229H244ZM257 230V229H256ZM264 230V229H263ZM262 230V231H263ZM34 231V230H32ZM40 231V229H39ZM62 231V232H63ZM78 231V229H77ZM91 231V230H90ZM101 231V232H102ZM140 231V230H139ZM151 231V230H150ZM241 231V229H240ZM253 231V230H252ZM258 231V230H257ZM13 232V230H12ZM83 232V231H82ZM92 232V231H91ZM110 232V231H109ZM154 232V231H153ZM155 232V233H156ZM180 232V233H181ZM234 232V231H233ZM246 232V231H245ZM248 232V231H247ZM260 232V231H258ZM45 233V232H43ZM43 233L40 234L43 237ZM55 233V232H54ZM144 233V232H143ZM237 233V231H236ZM243 233V232H242ZM249 233V232H248ZM262 233V232H261ZM36 234V232H35ZM47 234V233H45ZM67 234V233H66ZM96 234V233H95ZM99 234V233H98ZM98 234H96L98 236ZM140 233H138L139 235ZM145 234V233H144ZM179 234V233H178ZM223 234V233H221ZM232 234V233H231ZM235 236L236 234L233 233ZM232 234V235H233ZM240 234V233H238ZM247 234V233H246ZM245 234V235H246ZM251 235L253 233H250ZM249 234V235H250ZM94 235V234H93ZM102 235V234H100ZM105 235V234H104ZM109 237V234H106ZM135 235V234H134ZM197 235V234H195ZM243 235V234H241ZM248 235V236H249ZM257 235V233H256ZM263 235V234H262ZM25 236V235H24ZM50 235H48L49 237ZM57 237V235H55ZM88 236V233L87 235ZM91 236V235H90ZM144 236V235H143ZM178 236V235H177ZM229 236V237H226ZM261 236V235H260ZM38 237V241L37 243H41V240L39 239V232L38 234L35 236V238ZM45 237V236H44ZM93 237V236H91ZM99 237V236H98ZM102 237V236H100ZM99 237V239H100ZM105 237V236H104ZM111 237V236H110ZM180 237V235H179ZM183 237V238H184ZM253 237V236H252ZM257 237V236H256ZM22 238H25L22 236ZM21 238V239H22ZM34 238V239H35ZM153 238V237H152ZM172 238V237H171ZM176 238V237H175ZM241 238V237H239ZM244 238V236H243ZM260 238V237H259ZM262 238V237H261ZM44 240V238H42ZM105 239V238H104ZM103 239V240H104ZM112 239V238H111ZM148 239V238H147ZM199 239V238H198ZM199 239V241H195L193 242V245L195 247L196 244L202 242ZM207 239V238H206ZM212 239V238H211ZM237 239V238H236ZM253 239V238H252ZM23 240V239H22ZM102 240V239H101ZM100 240V242H101ZM106 240V239H105ZM104 240V241H105ZM165 240V239H164ZM163 240V241H164ZM172 240V239H170ZM174 240V239H173ZM214 240V239H213ZM246 240V239H245ZM263 240V238L261 239ZM17 241H20L19 239ZM99 241V240H98ZM103 241V242H104ZM108 241V240H107ZM207 241V240H206ZM209 241V240H208ZM241 242V240H239ZM247 241V240H246ZM256 241L257 240H253ZM21 243H23L22 241H20ZM99 242V243H100ZM115 242V239L114 241ZM144 242V241H143ZM192 242V241H191ZM232 237H230V235H223L222 239H221V243L227 246H232ZM238 242V241H237ZM250 242V240H249ZM259 242V240H258ZM257 242V243H258ZM42 243V244H43ZM105 243V242H104ZM116 243V242H115ZM182 243V242H181ZM210 243V242H209ZM212 243V242H211ZM254 243V242H253ZM256 243V244H257ZM260 243V242H259ZM264 243V241H263ZM9 244V243H8ZM19 244V243H18ZM110 246L108 247V250L115 254L117 252L118 247L112 243V241L110 240L109 243ZM117 244V243H116ZM174 244V243H173ZM186 244V243H183ZM201 244V243H200ZM214 244V243H213ZM220 244V242L218 243ZM239 244V243H238ZM241 244V243H240ZM251 244V243H250ZM11 245V244H10ZM28 245V244H27ZM41 245V244H39ZM38 245V250H33V252H31V250H27L28 247H22L23 244L21 245L22 249H18L17 251H19L18 253L16 252V254L10 250H2L4 252H2V254H4L2 256V259L6 258L8 259V264H48V262L46 263L44 261L43 258V253L45 252V247L39 246ZM100 244L97 245L98 246ZM104 245V244H103ZM142 245V244H141ZM146 245V244H145ZM216 245V244H215ZM214 245V246H215ZM223 245V246H224ZM235 245V244H234ZM254 245V244H252ZM252 245H250L252 247ZM261 245V244H259ZM264 245V244H263ZM18 246V245H17ZM16 246V247H17ZM20 246V245H19ZM30 246V245H29ZM48 246V245H47ZM107 246V245H106ZM104 246V247H106ZM197 246V245H196ZM217 246V245H216ZM215 246V247H216ZM243 246V245H242ZM35 247V246H34ZM103 247V246H102ZM189 247V245H188ZM206 247V246H205ZM226 247V246H225ZM237 247V246H236ZM241 247V246H238ZM237 247V248H238ZM244 247H247L246 245ZM249 247V245H248ZM4 248V247H3ZM26 248V250H25ZM30 248V247H29ZM94 248V246L92 247ZM98 248V247H96ZM120 248V247H119ZM177 248V247H176ZM217 248V247H216ZM219 248V247H218ZM5 249V248H4ZM17 249V248H16ZM42 249V250H41ZM44 249V250H43ZM143 249V248H142ZM160 249V248H159ZM178 249V248H177ZM181 249V248H180ZM185 249V248H184ZM222 249V248H221ZM245 249V248H244ZM105 250V248H104ZM119 250V249H118ZM121 250V249H120ZM151 250V249H150ZM183 250V249H182ZM186 250V249H185ZM193 254L199 253L201 258L200 261H203V263L205 264H209L208 261L211 260L209 254H203L204 251L203 250H198L197 247L193 248ZM212 250V249H211ZM217 250V249H216ZM98 251V250H97ZM161 251V250H160ZM181 251V250H179ZM184 251V250H183ZM192 251V250H191ZM79 252V254H80ZM88 252V251H86ZM85 252V254H86ZM106 252V251H105ZM212 252V251H211ZM221 252V251H220ZM235 252V251H234ZM89 253V252H88ZM145 253V252H144ZM182 253V252H181ZM233 253V252H232ZM247 253V252H246ZM252 253V252H251ZM90 254V253H89ZM100 254H102L100 252ZM219 254V253H218ZM88 255V254H87ZM96 256V254H94ZM125 255V254H124ZM181 255V254H180ZM185 255V254H184ZM189 255V252H188ZM191 255V254H190ZM228 257H229V252H228ZM239 257L242 256L240 254H238ZM78 256V255H77ZM100 256V255H99ZM112 256V255H111ZM4 257V258H3ZM53 257V255H52ZM66 257V256H65ZM107 257V256H106ZM114 257V256H113ZM216 257V256H215ZM235 257V256H234ZM237 257V256H236ZM190 258V257H189ZM198 258V257H197ZM220 258V257H218ZM225 258V255H224ZM233 258V257H232ZM242 258V257H241ZM89 259V258H88ZM99 259V258H97ZM188 259V257H187ZM52 260L54 261L55 264H62V260H58V259H54L52 258ZM110 260V259H109ZM113 260V259H112ZM185 260V259H184ZM227 259H225L226 261ZM236 260V259H235ZM244 260V259H243ZM247 260V259H246ZM6 261V260H5ZM72 261V260H71ZM116 261V260H114ZM224 261V263H225ZM2 262V261H1ZM123 262V260H122ZM188 262V261H187ZM214 262V261H213ZM228 262V261H227ZM3 263V262H2ZM1 263V264H2ZM71 263V262H69ZM81 263V262H80ZM108 263V262H107ZM191 263V262H190ZM229 263V262H228ZM117 264V263H116ZM119 264V263H118ZM124 264V263H123ZM129 264V263H128ZM219 264V263H217ZM232 264V263H231ZM238 264H260V263H251L248 261H242L241 263ZM264 264V262L262 263Z\"/></svg>",
  "mask_w": 264,
  "mask_h": 264
}]
</instances>
